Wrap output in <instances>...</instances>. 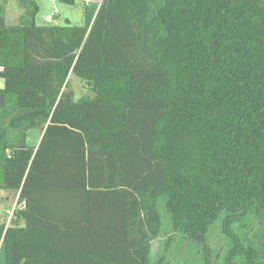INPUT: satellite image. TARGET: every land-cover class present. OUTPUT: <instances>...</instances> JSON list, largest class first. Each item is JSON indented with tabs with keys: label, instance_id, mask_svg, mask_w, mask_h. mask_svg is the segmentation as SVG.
Segmentation results:
<instances>
[{
	"label": "trees",
	"instance_id": "trees-1",
	"mask_svg": "<svg viewBox=\"0 0 264 264\" xmlns=\"http://www.w3.org/2000/svg\"><path fill=\"white\" fill-rule=\"evenodd\" d=\"M18 2L14 25L0 6V190L25 206L0 264H151L160 207L203 264L217 220L223 264H264V0H101L80 26Z\"/></svg>",
	"mask_w": 264,
	"mask_h": 264
},
{
	"label": "rangeland",
	"instance_id": "rangeland-1",
	"mask_svg": "<svg viewBox=\"0 0 264 264\" xmlns=\"http://www.w3.org/2000/svg\"><path fill=\"white\" fill-rule=\"evenodd\" d=\"M39 7L38 13L35 16L37 25L56 24L65 25L68 23L72 26H80L83 24L84 5L96 4L99 5L101 0L94 2H84L83 0H75L72 4L65 3L60 0H36ZM0 6L3 7V17L7 25L17 24L18 18L23 14V8L19 5L18 0H0ZM57 16V19H53ZM68 88L74 93V100L83 96H92L90 87L82 80L70 74L67 79ZM39 132L37 130H29L26 133L27 143L35 145ZM15 191L10 193L0 190V223L4 221L8 225L7 209H10L17 197ZM5 196L10 198V202L5 203ZM5 206L4 213L2 208ZM160 213L163 217V228L161 237L152 243L151 264H203V251L201 246L197 244H189L188 241L182 239L175 232L169 223V217L160 207ZM2 220V221H1ZM20 224L21 221H20ZM256 229L257 225L253 222L249 226ZM229 240L220 232L219 220H217L210 228L207 235V245L209 253V263L223 264L222 259L226 253Z\"/></svg>",
	"mask_w": 264,
	"mask_h": 264
},
{
	"label": "built area",
	"instance_id": "built-area-1",
	"mask_svg": "<svg viewBox=\"0 0 264 264\" xmlns=\"http://www.w3.org/2000/svg\"><path fill=\"white\" fill-rule=\"evenodd\" d=\"M24 206H25L24 202L18 203V194H17V197L14 200L12 207L10 209H7L5 212V214L7 215L8 221H10L13 218L16 210L23 209Z\"/></svg>",
	"mask_w": 264,
	"mask_h": 264
},
{
	"label": "crops",
	"instance_id": "crops-1",
	"mask_svg": "<svg viewBox=\"0 0 264 264\" xmlns=\"http://www.w3.org/2000/svg\"><path fill=\"white\" fill-rule=\"evenodd\" d=\"M3 87H4V80H3L2 78H0V89H2ZM41 137H42V133L39 134L38 139H37L35 145H38V143H39ZM4 191H5V192L8 191V193L12 192L11 190H4ZM5 201H6L5 203L10 202V198H9L8 196H5ZM4 209H5V206L2 208V211H1L2 214L4 213ZM1 221H2V220H1ZM2 223H4V221H2ZM21 223H22V222H21ZM5 224H7V223H5Z\"/></svg>",
	"mask_w": 264,
	"mask_h": 264
},
{
	"label": "water",
	"instance_id": "water-1",
	"mask_svg": "<svg viewBox=\"0 0 264 264\" xmlns=\"http://www.w3.org/2000/svg\"><path fill=\"white\" fill-rule=\"evenodd\" d=\"M53 19H57V16H55Z\"/></svg>",
	"mask_w": 264,
	"mask_h": 264
}]
</instances>
